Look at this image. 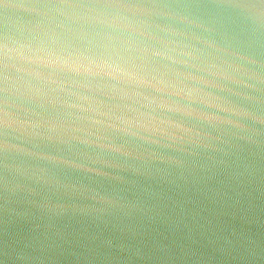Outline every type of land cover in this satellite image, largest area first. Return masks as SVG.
Returning <instances> with one entry per match:
<instances>
[{"label": "water", "instance_id": "1", "mask_svg": "<svg viewBox=\"0 0 264 264\" xmlns=\"http://www.w3.org/2000/svg\"><path fill=\"white\" fill-rule=\"evenodd\" d=\"M0 264H264V0H0Z\"/></svg>", "mask_w": 264, "mask_h": 264}]
</instances>
